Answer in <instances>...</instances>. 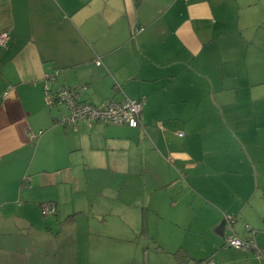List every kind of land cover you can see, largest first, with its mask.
<instances>
[{"label": "crops", "instance_id": "0c3cea01", "mask_svg": "<svg viewBox=\"0 0 264 264\" xmlns=\"http://www.w3.org/2000/svg\"><path fill=\"white\" fill-rule=\"evenodd\" d=\"M3 31L0 264H97V229L77 206L90 168L121 178L115 236L147 237L144 264L151 249L166 260L155 264H177L178 250L180 264H264V250L221 240L224 216L241 238L237 219L264 201V0H0ZM44 85L97 106L141 100L140 124H63ZM184 221L198 231L186 241Z\"/></svg>", "mask_w": 264, "mask_h": 264}, {"label": "rangeland", "instance_id": "374dc122", "mask_svg": "<svg viewBox=\"0 0 264 264\" xmlns=\"http://www.w3.org/2000/svg\"><path fill=\"white\" fill-rule=\"evenodd\" d=\"M62 107V111H68L66 105H63ZM101 151L105 154L106 152L104 151L108 150L102 149ZM77 177H79L80 190L84 193V198L86 200V203L77 204L82 210L85 208V215H83L79 221L82 219V222H84V219H87V223H89V225L91 224L92 228L97 229V231H94V233L91 234L88 240L90 243L93 242L96 247L103 249L104 252L101 256L95 258L98 259L97 264L99 262L102 264H144L145 257L149 259L146 253L147 248L144 245L145 243H149L147 237L140 235V231L132 232L131 229L128 231L124 230L121 236H115V223L117 222L115 216V181H118L117 179L121 180V178H117L115 173H111L108 170H100V168L87 169L84 173L76 176V178ZM85 181L87 182L86 190L84 189ZM255 182L256 181H254L253 177V184H255ZM254 186L255 185H253V187ZM251 203L252 211L250 212L249 217L246 220H240L241 218H238L237 224H234V230L239 236H241V238L246 237V226H249L256 231L264 229V214H262L264 213V201H260L259 196H255L251 200ZM69 210H72L70 204H63L61 206V212L63 214H68V212H70ZM165 218H168V216L166 215ZM168 221V219L165 220V225L170 227L171 224H169ZM183 223L184 225L181 227V231L183 233L182 238H184V241L193 236L192 233L198 235V231L194 228L195 226H189L185 221ZM57 230L58 228H56V231ZM173 235L174 233H170L169 236ZM221 240L223 244H225L224 235ZM257 242L258 250H264V234H257ZM199 247L201 246L195 244L191 246L190 250L193 254H198ZM227 249H232L234 251L243 250L228 246ZM152 250L153 249L149 250L152 254L150 256L151 264L158 263L160 261L159 259H161L163 263L166 261L162 255L158 256L156 253L153 254V252H151ZM204 252L205 253L203 254H207L206 251ZM144 254L146 255L145 257ZM260 254L256 253L259 257L261 256ZM255 261L256 260H254V262ZM257 262L259 261L257 260Z\"/></svg>", "mask_w": 264, "mask_h": 264}, {"label": "built area", "instance_id": "2783aa9c", "mask_svg": "<svg viewBox=\"0 0 264 264\" xmlns=\"http://www.w3.org/2000/svg\"><path fill=\"white\" fill-rule=\"evenodd\" d=\"M138 30V29H137ZM135 30V31H137ZM9 39V33L3 31L0 33V45H5ZM101 63L99 58L95 59V64ZM58 70L46 75L47 80H54ZM44 99L48 106L64 104L68 108V115L61 118V122L66 125H77L83 122L91 125L94 122H105L116 125H127L129 127H138L140 124V115L142 110V101L125 97L121 101L110 100L104 105L97 106L79 98L78 93L69 87H60L55 92H50L47 85H44ZM52 203H45L42 206L44 215L53 213ZM225 219V243L235 249H252L260 254L256 244L255 235L257 231L250 230V237L240 238L233 232L234 218L224 216ZM261 234H264L262 229Z\"/></svg>", "mask_w": 264, "mask_h": 264}, {"label": "trees", "instance_id": "16d2710c", "mask_svg": "<svg viewBox=\"0 0 264 264\" xmlns=\"http://www.w3.org/2000/svg\"><path fill=\"white\" fill-rule=\"evenodd\" d=\"M72 90H75L77 92V89L76 88H71ZM78 93V92H77ZM72 216V215H71ZM67 218H70L67 217ZM174 258H175V261L177 262V264H180L181 262H184L188 259V256H187V253L183 250H178L174 253ZM202 262V261H199V263Z\"/></svg>", "mask_w": 264, "mask_h": 264}]
</instances>
